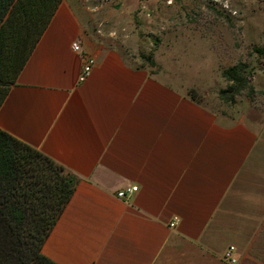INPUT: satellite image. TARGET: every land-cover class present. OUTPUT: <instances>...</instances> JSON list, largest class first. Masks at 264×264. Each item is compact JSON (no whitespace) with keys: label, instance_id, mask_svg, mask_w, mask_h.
Returning a JSON list of instances; mask_svg holds the SVG:
<instances>
[{"label":"crops","instance_id":"obj_1","mask_svg":"<svg viewBox=\"0 0 264 264\" xmlns=\"http://www.w3.org/2000/svg\"><path fill=\"white\" fill-rule=\"evenodd\" d=\"M97 9L61 0L0 105L1 129L79 178L43 253L60 264H228L234 245L237 264H264V124L151 73L103 39ZM85 54L95 65L81 81Z\"/></svg>","mask_w":264,"mask_h":264},{"label":"rangeland","instance_id":"obj_2","mask_svg":"<svg viewBox=\"0 0 264 264\" xmlns=\"http://www.w3.org/2000/svg\"><path fill=\"white\" fill-rule=\"evenodd\" d=\"M103 39L128 55L144 54L153 74L195 89L217 112L251 114L264 124V0H86ZM99 20V21H97ZM240 65L248 83L234 104L218 92L223 71Z\"/></svg>","mask_w":264,"mask_h":264},{"label":"trees","instance_id":"obj_3","mask_svg":"<svg viewBox=\"0 0 264 264\" xmlns=\"http://www.w3.org/2000/svg\"><path fill=\"white\" fill-rule=\"evenodd\" d=\"M60 2L0 0V105ZM140 59L143 66L151 61L144 54ZM223 75L229 84L218 97L234 104L248 83L240 65ZM187 94L202 102L195 89ZM78 181L64 165L0 128V264H60L43 253V245Z\"/></svg>","mask_w":264,"mask_h":264},{"label":"built area","instance_id":"obj_4","mask_svg":"<svg viewBox=\"0 0 264 264\" xmlns=\"http://www.w3.org/2000/svg\"><path fill=\"white\" fill-rule=\"evenodd\" d=\"M73 48L76 51H81V45L78 41L73 42ZM95 65V58L91 55L85 54L83 56V64L79 76V80L86 79L92 72L93 66ZM137 190V186L133 185L130 187H127L126 189L120 190L118 192V195L124 198H127L128 195L132 192ZM178 218L174 217L171 221L170 225L174 226L177 222ZM224 259L228 262V264H237L238 258L236 256V247L234 245H230L227 247V249L224 252Z\"/></svg>","mask_w":264,"mask_h":264}]
</instances>
